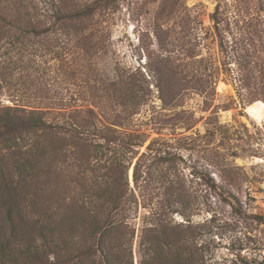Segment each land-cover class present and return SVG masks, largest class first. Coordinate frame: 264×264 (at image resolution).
<instances>
[{"label": "rangeland", "instance_id": "374dc122", "mask_svg": "<svg viewBox=\"0 0 264 264\" xmlns=\"http://www.w3.org/2000/svg\"><path fill=\"white\" fill-rule=\"evenodd\" d=\"M31 3L41 28L56 21L58 9L97 10L65 20L68 53L37 57L32 75L5 74L0 107H66L62 123L72 120L67 113L73 109L94 108L106 127L89 139L78 138L81 133L51 137L50 146L63 143L64 151L53 152L47 180L36 176L27 186L23 213H61L86 198L84 175V183L95 176V186L104 188L109 175L120 173L128 182L125 199L133 189L138 200L128 218L136 230L135 264L142 230L157 218L190 226L199 264H264V118L257 121L247 110L256 103L264 111V0H62L61 8L48 10L44 0ZM62 25L56 21V32L42 39L65 40ZM133 91L141 103L134 114L117 97ZM131 132L142 135L139 148L128 145ZM4 137L0 158L11 153ZM80 152L90 165L98 163L96 171L80 174ZM140 157L147 177L141 192L133 179ZM115 159L122 165L114 169ZM12 162L3 163L8 173ZM108 197L115 195L102 198ZM7 199L0 192V239L12 233ZM34 243L42 248L38 236ZM45 256L43 264H53V254L46 250Z\"/></svg>", "mask_w": 264, "mask_h": 264}, {"label": "trees", "instance_id": "16d2710c", "mask_svg": "<svg viewBox=\"0 0 264 264\" xmlns=\"http://www.w3.org/2000/svg\"><path fill=\"white\" fill-rule=\"evenodd\" d=\"M32 1L0 0V88L3 87L2 79L6 78L5 74L13 70L19 69L21 73L26 72L25 75H32L37 70V57H42L45 53H68L67 41L71 37L65 20L84 19L97 10L90 5L70 12L58 9L55 13L56 21L63 20V25L58 30L67 33L65 40L55 35L51 44L50 39L45 41L42 37L48 36L47 32L55 31L56 21L41 28L37 24L40 20L39 13L35 10L32 13L29 9L37 7L31 5ZM44 1L46 4L43 9L48 10L51 4L61 8L62 0ZM117 93L112 96L115 97ZM107 94V98L111 96V93ZM117 97L121 106L131 105L132 114L141 104L139 95L134 91L127 93L125 97L122 93ZM59 108L60 111L46 112L38 109V106L30 109L19 106L0 107V135H5V144L9 147L6 148L11 150L7 157L0 158V192L8 195L5 206L12 232L8 236L2 235L0 239V264H43L46 250L53 254V264H135L133 252L136 230L128 218L137 213V197L131 189V197L125 199L129 189L128 182L123 181L120 173L114 178L109 175L104 188L95 186V176H92V184L84 183V174L90 167L95 168L98 164L90 165L87 153L84 155L80 152L82 157L76 159L82 168L80 174L84 175L82 193L87 195L86 198L78 200L75 205L69 204L63 212L56 214L39 212L31 216L24 214L20 207L21 202L29 195L27 186L31 180L36 176L40 183L47 180L49 175L46 174L51 169L53 152L64 151L63 143L56 148L50 146L51 137L60 133H81L78 138L84 139L83 136L87 135L88 138L85 139H89V135L98 136L106 127L100 123L98 111L94 108L71 110L67 115L72 120L66 123L58 121L59 117L65 116L62 112L66 107ZM53 113L54 117L50 115ZM25 137H31L26 144ZM126 137L130 141L128 145L131 149L139 148L144 143L140 134L131 132ZM150 146L151 144L147 149H151ZM24 153V158H21ZM164 159L161 157V160ZM140 160L141 157L134 165L133 179L134 185L141 192L146 187L147 177L142 179ZM161 160L160 162H164ZM5 161H13L9 173L4 169ZM120 164L121 161L115 159L112 166L115 169L122 165ZM92 171H96V168ZM15 172L19 186L14 185ZM110 194L115 197L102 198ZM129 208L131 215L127 217L125 213ZM155 223L157 224L147 225L142 230L136 252L138 264H199L195 237L190 226L171 225L158 218ZM37 236L42 239L43 245L40 247L45 251L35 245Z\"/></svg>", "mask_w": 264, "mask_h": 264}, {"label": "bare ground", "instance_id": "6f19581e", "mask_svg": "<svg viewBox=\"0 0 264 264\" xmlns=\"http://www.w3.org/2000/svg\"><path fill=\"white\" fill-rule=\"evenodd\" d=\"M249 114L256 119L257 121H262L264 118V111L262 110V107L258 104H250L247 108Z\"/></svg>", "mask_w": 264, "mask_h": 264}]
</instances>
